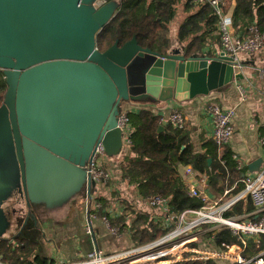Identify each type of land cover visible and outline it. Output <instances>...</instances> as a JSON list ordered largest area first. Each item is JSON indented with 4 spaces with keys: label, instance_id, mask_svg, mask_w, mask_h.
Instances as JSON below:
<instances>
[{
    "label": "water",
    "instance_id": "obj_1",
    "mask_svg": "<svg viewBox=\"0 0 264 264\" xmlns=\"http://www.w3.org/2000/svg\"><path fill=\"white\" fill-rule=\"evenodd\" d=\"M95 1L0 0V68L7 83L1 124L20 168L19 177L6 172L0 194L19 197L30 212L34 205L60 209L92 190L96 183L85 166L98 142L110 156L124 149L118 127L124 100L183 102L244 78L223 51L211 58L172 49L165 56L136 37L101 51L97 35L119 3L97 8ZM131 63L137 93L129 82ZM262 162L250 163V170Z\"/></svg>",
    "mask_w": 264,
    "mask_h": 264
},
{
    "label": "trees",
    "instance_id": "obj_2",
    "mask_svg": "<svg viewBox=\"0 0 264 264\" xmlns=\"http://www.w3.org/2000/svg\"><path fill=\"white\" fill-rule=\"evenodd\" d=\"M181 1L119 0L116 15L97 35V46L101 51H105L117 40L120 45H123L136 37L144 48H150L166 56L172 51L175 38H177L186 56L215 57L218 54L217 51L222 49L218 29L219 19L206 0L185 1L184 6L188 15L179 24L176 37H173L172 23L177 17V5ZM233 18L237 33L247 34L251 24L257 25L264 31V0H237ZM255 53L243 54L245 55L242 61L243 66L249 65L248 62H254ZM1 78L0 106L4 102L7 90L3 71ZM159 102L161 101H157ZM212 102H214L213 99L208 105ZM128 115L132 125L131 143L128 146L129 153L124 154L120 160L119 175L129 184L135 185L136 193L141 198L144 199L149 195L169 197L171 210L176 212L201 207L202 200L188 194L187 183L178 172L179 164H191L198 175H207L211 187L217 193L231 187L240 178L241 171L237 169V163L233 159L229 145L220 146L212 137L200 133L202 151H195L191 138V122L186 116H184L185 124L178 127L168 118L163 121L162 115L155 112L151 106L141 107L136 112L130 111ZM161 126L163 129H160ZM209 159H212V162H209ZM222 160H226V163L223 164ZM241 188L242 185L237 190ZM98 200L105 202L101 198ZM131 206L128 204L125 209L128 211L111 220L114 224L121 225L125 233L130 232L135 243L155 240L168 232V229L160 228V225L155 224L150 219V213L147 212H138L133 227L129 229V215L133 214V211H129V209L132 210ZM241 208L242 206L239 205L229 214ZM248 209H252L250 202H248ZM99 214L103 216L105 213L99 212ZM214 238L218 245L222 242L227 244L237 242V237L227 229L217 230ZM13 239L12 241L10 238L0 237V254L7 263L49 264L51 259L39 254L34 255L32 261L29 260L28 257L32 250L29 245H34V241L20 236ZM15 241H17L16 247L13 243ZM250 244L245 254L253 257L264 250V236L260 240L259 247H256L253 242ZM170 264L220 263L214 259H195Z\"/></svg>",
    "mask_w": 264,
    "mask_h": 264
},
{
    "label": "built area",
    "instance_id": "obj_3",
    "mask_svg": "<svg viewBox=\"0 0 264 264\" xmlns=\"http://www.w3.org/2000/svg\"><path fill=\"white\" fill-rule=\"evenodd\" d=\"M110 1L96 0L94 5L98 8ZM116 1L119 3V0ZM206 1L219 19L221 51L227 56L234 57L235 68L242 67L241 56L253 54L264 45V31L257 25L251 24L247 34L237 33L233 18L237 0ZM239 89L244 95V87L241 85ZM129 112V109L123 107L118 117V127L123 133L124 149L131 143L132 125L129 121ZM206 112L212 120L214 141L220 146L229 145L234 134L236 109H224L212 102L208 105ZM165 118L170 119L178 127L185 124V117L178 107H172L169 116L163 117L162 120L164 121ZM261 143L264 145V136L261 137ZM106 154L103 142H98L85 168L96 184L100 183L103 187L111 189L114 174L103 168ZM233 159L237 163V169L243 171V174L231 187L220 194L213 193L209 189L207 175H198L191 164H179L178 172L187 183L188 194L202 200L201 207L176 212L171 210L169 197L149 195L144 198L150 208L155 211L152 221L163 229H168V232L158 239L115 251L95 247L79 259L72 261L63 259L58 254L56 258H50L49 264H170L195 259L234 260L237 264H264V250L253 257L245 254L250 248V240L259 247L260 240L264 236V160L258 170H250L252 174L247 175L245 173L247 164L237 155H233ZM222 163L225 164L226 160H222ZM240 185L242 188L237 190ZM248 202L252 204V209H248ZM239 205L242 206L239 211L229 214ZM124 208L121 201L112 207L98 200L92 190H86L87 233L91 236L95 234L92 220L98 216L99 212H103L105 214L101 218L107 231L121 238L124 231L121 225L114 224L111 218L122 216ZM222 229H227L236 236L237 242L234 244L222 242L219 248L211 246L210 240L207 244H203L207 235L215 240V232ZM220 248L227 250H220ZM0 264H9L1 254Z\"/></svg>",
    "mask_w": 264,
    "mask_h": 264
},
{
    "label": "crops",
    "instance_id": "obj_4",
    "mask_svg": "<svg viewBox=\"0 0 264 264\" xmlns=\"http://www.w3.org/2000/svg\"><path fill=\"white\" fill-rule=\"evenodd\" d=\"M221 50H218L217 53ZM253 58H255L253 63L248 62L249 65L235 68L236 72H242L244 74V78L234 80L233 82L212 91L209 95H199L183 102L175 100L161 101L159 103L146 101L145 104H147L146 106H151L155 112L160 113L162 118L169 116L172 107H178L184 116H186L191 122V138L195 151H202L203 146L200 139V133L212 137L213 124L209 114L206 112L209 101L213 99L214 102L222 107L235 108L236 116L234 119V134L229 143V147L232 150L233 155H237L239 159L247 164V171H250V163L256 161L258 158L264 160V145L261 143V137L264 136V73H262V71H264V60L259 59V61H257V57ZM244 59L245 55H242L241 60L243 61ZM241 85L245 89L244 95L241 94L239 89V86ZM141 107H144V105L124 108L136 112ZM127 153H129L128 149ZM119 166L120 165H118V168ZM112 173H114L115 176L113 178L114 182L111 185V189L103 187L104 190L99 189L97 192H92L97 198L104 199L112 207H114L115 204H118V201H121V205L124 206V201L127 199L123 197L125 195L126 185L128 184V187L131 188L134 186L133 188H135V190L136 187L134 184H129L126 180L120 178V175V177H118L117 174L119 173L116 169ZM242 174L243 171H241V175ZM208 185H210V179H208ZM209 189L216 194L222 193H217L211 185L209 186ZM111 190L116 191L115 194L111 193L113 192ZM141 199L144 200L143 198ZM77 205V201L71 203V206H69L70 208L65 205L64 207H68L69 210L67 209L65 214H61V216H57L58 214H46L47 216L56 217V226L51 227V232H53V239L62 240L59 244L64 243V250H61L63 254V256H61L62 258L64 257L66 260L72 261L79 259L83 254L95 247H100L107 251H115L125 248L124 246L130 245L132 237L125 232L121 238L113 236L107 231L100 214L92 220L95 234L93 236L89 235L86 231L87 214L84 208L85 201L81 205V208L79 206L78 208ZM64 207L58 210L61 211ZM146 211L149 212V209ZM154 212L155 211L151 208L150 219H152ZM73 213L76 215V221L73 219ZM70 236H73V239L70 238ZM74 239L77 240V244H75ZM10 240L13 241L14 239L10 238ZM70 240H72V242H70ZM68 241L70 244H67ZM250 242L253 241L250 240ZM77 246L78 250L75 253ZM110 246H115L116 249L110 250Z\"/></svg>",
    "mask_w": 264,
    "mask_h": 264
},
{
    "label": "rangeland",
    "instance_id": "obj_5",
    "mask_svg": "<svg viewBox=\"0 0 264 264\" xmlns=\"http://www.w3.org/2000/svg\"><path fill=\"white\" fill-rule=\"evenodd\" d=\"M185 1L186 0H182L177 5V9H178L177 17L172 23V35L174 38L176 37V31H177L179 24L188 15V11H186L185 6H184ZM178 49L182 50L181 43L178 41L177 38H175L173 50H178ZM255 54H256V57L258 58L257 61H259V59L264 60V45ZM2 71L3 70L0 68V85L2 84V78H1ZM135 72H136L135 65L134 63H131L128 66L129 82H130L132 91H134V93H137L138 89L135 87V84H134ZM145 103L146 101L144 100H133V99L124 100L121 103V112L123 111V107L131 108L132 106H143V105L144 107H146L147 104ZM1 122H6V116L2 112H0V185H4L7 183L6 182V172L10 173L14 170L17 173V176L19 177L20 168H19V164L17 161V155H16L13 139L11 137V133L4 131V127L2 126ZM127 149L128 147L125 146V149H123L122 152L116 156H110L106 154L104 156L103 168H108L111 172H113L116 169L117 172L119 173L118 163L120 162L119 160L123 157V155L127 153ZM245 173L247 175L252 174L250 171H247V170L245 171ZM117 176L120 177L119 174H117ZM118 177H117V180H118ZM126 186L127 187L124 193L125 195L123 197L127 199H125L126 201L124 202L127 205L133 204L131 206L132 210L129 209L130 212L133 211V214L130 213L129 219H128L130 222L129 223L130 227L128 226V228L131 229L134 225V220L136 216L138 215V212H147L146 210L149 209V212L147 213H151V208L146 201L142 200L141 197H138L137 194H135L136 190L135 188H133L134 186L132 188L128 187V184ZM99 189L104 190L103 186L100 183H97L93 187L92 190L93 192H97ZM115 192L116 191H113L111 193H115ZM11 196L12 195H10L7 192H3L0 194L1 204H3V214L0 215V224L2 223L3 230L0 231V237L14 238L16 236H22V237L26 236L29 238V240L34 241V245H29L32 250L28 258L31 261L33 260L34 255L36 254H39L42 256H49L51 258H56L58 254L59 255L61 254L60 256H63L61 250L62 251L64 250L63 249L64 243L59 244L62 240L53 239V236H52L53 232H51V227L56 226L55 224L56 217L47 216L48 213H41L39 211L41 208V205L35 206L36 209L34 208V211L36 212V214L34 211L30 212L26 204L22 200H19V197H14V196L11 197ZM75 199H77L76 200L78 204L77 207L79 206L81 208V205L86 199V190L81 191ZM75 199L69 202L67 206L68 207L71 206V203H74ZM104 203L108 204L106 201ZM126 204H124L125 206L124 212L128 211V210H125L127 206ZM68 207L63 208L66 210L62 209L61 211L58 210L55 212L50 211L49 215L58 214L57 216H61V214H65L67 209L69 210L70 207L69 208ZM75 216L76 215L73 213V219H75ZM5 226H6V230H5ZM159 227L162 228L161 226ZM126 234L132 237L130 232H126ZM70 238L73 239V236H70ZM125 238H128V237H125ZM77 239H78V236H77ZM205 239L206 240H204L203 244L204 243L207 244V241L210 240L211 246H216V247L218 246V248L221 246V245H218L216 243V240L212 239L210 235H207ZM151 241H147L143 243H140V242L135 243L131 239L130 245L124 246V247H131L134 245L145 244ZM70 242H72V240H70ZM70 242L68 241L67 244H70ZM74 242L75 244H77L76 239H74ZM13 243H14V246L16 247L17 241ZM202 247H205V246L202 245ZM110 248H111L110 250L116 249L115 246H110ZM209 249H215V248H209ZM77 250H78V246L75 249V253L77 252ZM220 250H227V249L220 248ZM217 261L220 264H237V262H235L234 260H217Z\"/></svg>",
    "mask_w": 264,
    "mask_h": 264
},
{
    "label": "flooded vegetation",
    "instance_id": "obj_6",
    "mask_svg": "<svg viewBox=\"0 0 264 264\" xmlns=\"http://www.w3.org/2000/svg\"><path fill=\"white\" fill-rule=\"evenodd\" d=\"M77 199H75V201H76ZM74 202V201H73ZM36 205H34V207H35ZM36 209V208H35ZM41 213H49L50 211L52 212H55V211H58V209H56V210H49L45 205H41V208H40V210H39Z\"/></svg>",
    "mask_w": 264,
    "mask_h": 264
}]
</instances>
